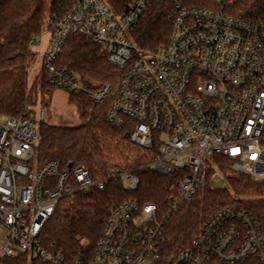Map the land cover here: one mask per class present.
Listing matches in <instances>:
<instances>
[{
  "label": "built area",
  "instance_id": "2783aa9c",
  "mask_svg": "<svg viewBox=\"0 0 264 264\" xmlns=\"http://www.w3.org/2000/svg\"><path fill=\"white\" fill-rule=\"evenodd\" d=\"M151 3L171 11V35L155 49L132 39ZM44 33L48 83L94 102H103L111 85H87L56 60L71 36L101 46L121 71L108 121L130 128L131 141L151 157L144 166L172 178L165 208L130 196L110 211L88 264H236L248 257L264 264L263 225L244 207L218 210L187 247L168 256L164 250L168 221L207 181L225 184L247 174L264 183V21L185 0H128L120 11L108 0H75L33 35L31 48ZM36 102L18 117L0 113V264L21 253L50 264H87L44 248V226L65 199L104 190L110 181L132 193L140 180L130 169L95 178L83 166L40 163L46 111L41 103L36 112Z\"/></svg>",
  "mask_w": 264,
  "mask_h": 264
},
{
  "label": "trees",
  "instance_id": "16d2710c",
  "mask_svg": "<svg viewBox=\"0 0 264 264\" xmlns=\"http://www.w3.org/2000/svg\"><path fill=\"white\" fill-rule=\"evenodd\" d=\"M118 11L128 0H108ZM188 4L205 7H224L227 11L252 20L264 21V0H185ZM75 0H0V113L18 117L29 106L36 105L34 93L42 85L43 100H51L54 88L48 83L44 70L40 81L29 88L27 75L30 41L40 34L46 16L51 21L64 14ZM170 5L151 3L144 10L132 39L143 48L155 49L168 41L172 25ZM76 73L87 85L110 84L112 90L103 102H94L81 92H70V101L80 109V124L60 125L42 120V136L37 146L40 163L59 160L61 169L78 166L87 168L95 178L114 168L130 169L139 177L137 191L128 193L110 181L104 190L96 189L87 195L78 194L74 201L65 199L59 210L44 226L41 245L53 253H61L67 260L84 257L87 264L110 211L130 196L143 203L154 202L161 208L168 206L172 178L158 174L148 166V152L131 141L130 128H118L108 121L109 108L118 95L121 71L112 65L101 46L93 39L79 35L66 41L57 60ZM224 207H244L254 212L264 228V183L247 174L229 178L220 187L210 181L194 198L181 206L167 223L164 250L171 255L187 247L204 223ZM96 212L98 214H96ZM87 250L84 251V246ZM87 252V253H86ZM10 264H50L39 257L21 253L9 258ZM236 264H257L248 257Z\"/></svg>",
  "mask_w": 264,
  "mask_h": 264
},
{
  "label": "rangeland",
  "instance_id": "374dc122",
  "mask_svg": "<svg viewBox=\"0 0 264 264\" xmlns=\"http://www.w3.org/2000/svg\"><path fill=\"white\" fill-rule=\"evenodd\" d=\"M50 17L46 16L45 23L42 27V32L46 30L49 24ZM49 38V33H44L38 43L32 47V53L29 57V68L27 81L28 86L31 88L36 81H40L42 73L44 72L43 65V53L46 49L47 41ZM82 81V80H81ZM96 82L92 81V84L95 85ZM38 90L34 93L36 101L39 100L36 106V112L38 107L43 105L46 111L45 121L52 124L60 125H77L80 124V109L77 105L70 101V92L67 89L62 87H55L53 96L51 100H46L44 102L42 95V85L38 84ZM37 103V102H36ZM223 182L214 183L213 186L220 187L223 186ZM96 214H98L96 212ZM99 215V214H98ZM100 216V215H99Z\"/></svg>",
  "mask_w": 264,
  "mask_h": 264
}]
</instances>
